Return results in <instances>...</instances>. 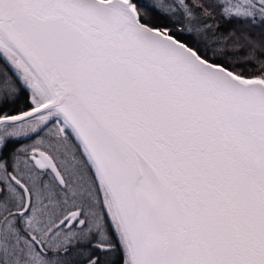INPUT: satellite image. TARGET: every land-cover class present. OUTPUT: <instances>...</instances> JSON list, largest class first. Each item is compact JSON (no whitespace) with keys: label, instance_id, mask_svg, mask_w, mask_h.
Segmentation results:
<instances>
[{"label":"snow or ice","instance_id":"1","mask_svg":"<svg viewBox=\"0 0 264 264\" xmlns=\"http://www.w3.org/2000/svg\"><path fill=\"white\" fill-rule=\"evenodd\" d=\"M0 264H264V0H0Z\"/></svg>","mask_w":264,"mask_h":264}]
</instances>
